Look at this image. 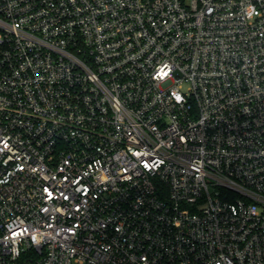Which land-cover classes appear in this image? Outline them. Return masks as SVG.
Returning <instances> with one entry per match:
<instances>
[{"label": "built area", "instance_id": "1", "mask_svg": "<svg viewBox=\"0 0 264 264\" xmlns=\"http://www.w3.org/2000/svg\"><path fill=\"white\" fill-rule=\"evenodd\" d=\"M0 264H264V0H0Z\"/></svg>", "mask_w": 264, "mask_h": 264}, {"label": "clouds", "instance_id": "2", "mask_svg": "<svg viewBox=\"0 0 264 264\" xmlns=\"http://www.w3.org/2000/svg\"><path fill=\"white\" fill-rule=\"evenodd\" d=\"M179 98V97H178Z\"/></svg>", "mask_w": 264, "mask_h": 264}]
</instances>
